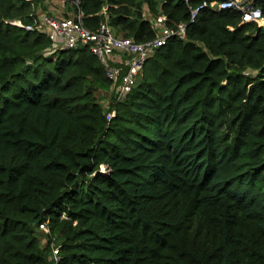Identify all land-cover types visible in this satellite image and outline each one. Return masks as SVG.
<instances>
[{
	"label": "trees",
	"instance_id": "16d2710c",
	"mask_svg": "<svg viewBox=\"0 0 264 264\" xmlns=\"http://www.w3.org/2000/svg\"><path fill=\"white\" fill-rule=\"evenodd\" d=\"M79 1L94 31L187 32L118 101L89 45L48 54L6 23L33 24L31 3L0 0V264H264V26L191 22L203 0Z\"/></svg>",
	"mask_w": 264,
	"mask_h": 264
},
{
	"label": "built area",
	"instance_id": "2783aa9c",
	"mask_svg": "<svg viewBox=\"0 0 264 264\" xmlns=\"http://www.w3.org/2000/svg\"><path fill=\"white\" fill-rule=\"evenodd\" d=\"M26 1L34 8V23L25 25L21 20H8L6 23L45 34L51 41L48 54L89 45L92 53L106 66L109 80L117 85L114 88L118 101H123L132 92L148 59L167 43V39L176 34L184 37L187 32L186 23H180L176 30L168 29L164 26L165 18L159 17L157 28L160 35L153 40L138 43L118 36L107 20L102 21L95 31L86 27L79 0H41L39 3L37 0ZM189 8L191 22L196 20L202 8L218 11L232 9L241 13L240 25L256 23L264 26L263 12L255 5V0H203L198 7ZM114 116V112H109L107 120L110 121ZM40 229L49 232L46 223L41 224ZM57 255L58 251L55 249L56 259Z\"/></svg>",
	"mask_w": 264,
	"mask_h": 264
},
{
	"label": "rangeland",
	"instance_id": "374dc122",
	"mask_svg": "<svg viewBox=\"0 0 264 264\" xmlns=\"http://www.w3.org/2000/svg\"><path fill=\"white\" fill-rule=\"evenodd\" d=\"M263 23L262 24H264V21H262ZM101 95H103V93H101ZM105 97H107L106 95L104 96V98H103V100H102V102L104 103V105L106 106V104L108 103L107 101V99L108 98H105ZM102 171H106V167L105 166H103L102 167ZM43 239V238H42ZM42 243H43V245H45L46 244V240L44 239L43 241H42ZM57 251H59L58 249H56ZM56 256V255H55ZM58 256V255H57Z\"/></svg>",
	"mask_w": 264,
	"mask_h": 264
},
{
	"label": "clouds",
	"instance_id": "9594fccd",
	"mask_svg": "<svg viewBox=\"0 0 264 264\" xmlns=\"http://www.w3.org/2000/svg\"><path fill=\"white\" fill-rule=\"evenodd\" d=\"M229 10H232V9H229ZM251 24H253V23H251Z\"/></svg>",
	"mask_w": 264,
	"mask_h": 264
},
{
	"label": "crops",
	"instance_id": "0c3cea01",
	"mask_svg": "<svg viewBox=\"0 0 264 264\" xmlns=\"http://www.w3.org/2000/svg\"><path fill=\"white\" fill-rule=\"evenodd\" d=\"M263 23V22H262ZM233 29V27H231Z\"/></svg>",
	"mask_w": 264,
	"mask_h": 264
}]
</instances>
